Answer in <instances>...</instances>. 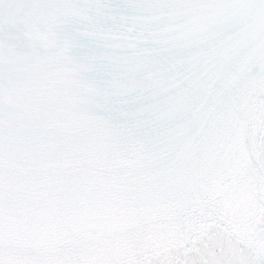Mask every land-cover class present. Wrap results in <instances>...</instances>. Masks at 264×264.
I'll use <instances>...</instances> for the list:
<instances>
[{
  "label": "snow or ice",
  "instance_id": "1",
  "mask_svg": "<svg viewBox=\"0 0 264 264\" xmlns=\"http://www.w3.org/2000/svg\"><path fill=\"white\" fill-rule=\"evenodd\" d=\"M0 264H264V0H0Z\"/></svg>",
  "mask_w": 264,
  "mask_h": 264
}]
</instances>
